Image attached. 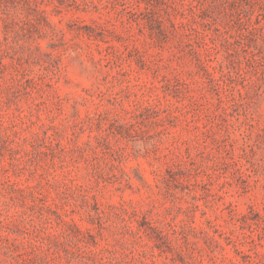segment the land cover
Segmentation results:
<instances>
[{
    "label": "rangeland",
    "instance_id": "1",
    "mask_svg": "<svg viewBox=\"0 0 264 264\" xmlns=\"http://www.w3.org/2000/svg\"><path fill=\"white\" fill-rule=\"evenodd\" d=\"M0 264H264V0H0Z\"/></svg>",
    "mask_w": 264,
    "mask_h": 264
}]
</instances>
